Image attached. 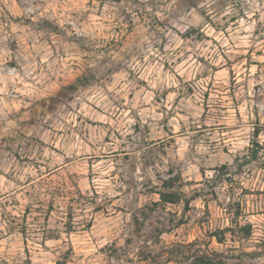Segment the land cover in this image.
I'll return each instance as SVG.
<instances>
[{"label": "rangeland", "instance_id": "1", "mask_svg": "<svg viewBox=\"0 0 264 264\" xmlns=\"http://www.w3.org/2000/svg\"><path fill=\"white\" fill-rule=\"evenodd\" d=\"M196 238L264 264V0H0V264Z\"/></svg>", "mask_w": 264, "mask_h": 264}, {"label": "trees", "instance_id": "2", "mask_svg": "<svg viewBox=\"0 0 264 264\" xmlns=\"http://www.w3.org/2000/svg\"><path fill=\"white\" fill-rule=\"evenodd\" d=\"M259 134L258 130L255 132L257 136ZM254 146H259L256 139H254ZM258 149L253 148V154H257ZM167 183V182H165ZM199 192L198 190L196 193ZM161 201L163 202H174L175 193H163L161 192ZM192 195L186 199V209L190 208L191 201L196 198ZM248 229L247 227H242V230ZM251 234V231H248ZM216 237L219 242H222V237H218L217 234H212L211 238ZM224 238V237H223ZM259 253V251H242L239 255L229 254L227 252H219L212 249L209 245L208 240H203L201 238H196L189 242H177L169 246H166L162 252L164 257H167L168 262L176 261L178 264H227L228 259H233L236 257L242 258L244 256H253ZM264 253V250H263Z\"/></svg>", "mask_w": 264, "mask_h": 264}]
</instances>
